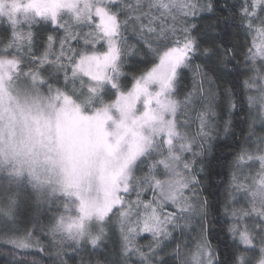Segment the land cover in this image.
<instances>
[{
	"label": "snow or ice",
	"instance_id": "obj_1",
	"mask_svg": "<svg viewBox=\"0 0 264 264\" xmlns=\"http://www.w3.org/2000/svg\"><path fill=\"white\" fill-rule=\"evenodd\" d=\"M0 264H264V0H0Z\"/></svg>",
	"mask_w": 264,
	"mask_h": 264
}]
</instances>
